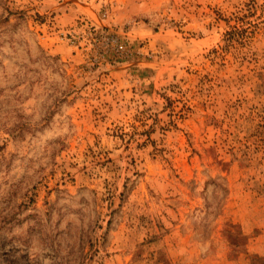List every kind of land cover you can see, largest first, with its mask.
<instances>
[{
	"label": "rangeland",
	"instance_id": "1",
	"mask_svg": "<svg viewBox=\"0 0 264 264\" xmlns=\"http://www.w3.org/2000/svg\"><path fill=\"white\" fill-rule=\"evenodd\" d=\"M0 264H264V0H0Z\"/></svg>",
	"mask_w": 264,
	"mask_h": 264
},
{
	"label": "built area",
	"instance_id": "2",
	"mask_svg": "<svg viewBox=\"0 0 264 264\" xmlns=\"http://www.w3.org/2000/svg\"><path fill=\"white\" fill-rule=\"evenodd\" d=\"M83 32H88L92 36L97 37V25L93 23L91 20H85L83 19L80 23V25L77 28H70V29H59L55 31L56 37L61 42H67L68 44H75L77 35L79 34V30H82ZM119 49H123L124 45L120 43L118 45Z\"/></svg>",
	"mask_w": 264,
	"mask_h": 264
}]
</instances>
